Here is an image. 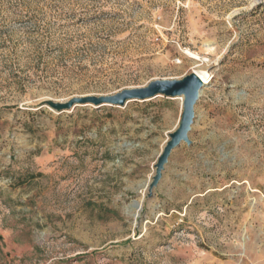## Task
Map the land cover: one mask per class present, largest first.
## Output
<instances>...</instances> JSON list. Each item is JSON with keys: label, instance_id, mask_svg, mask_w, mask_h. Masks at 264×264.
<instances>
[{"label": "rangeland", "instance_id": "1", "mask_svg": "<svg viewBox=\"0 0 264 264\" xmlns=\"http://www.w3.org/2000/svg\"><path fill=\"white\" fill-rule=\"evenodd\" d=\"M194 69L151 194L182 98L48 105ZM0 264H264V0H0Z\"/></svg>", "mask_w": 264, "mask_h": 264}, {"label": "water", "instance_id": "2", "mask_svg": "<svg viewBox=\"0 0 264 264\" xmlns=\"http://www.w3.org/2000/svg\"><path fill=\"white\" fill-rule=\"evenodd\" d=\"M204 86L203 80L193 71L181 79H153L143 86L125 88L112 95L72 97L66 101L50 100L48 105L53 110L62 112L70 110L76 105H94L96 107L104 105L125 106L131 101H147L159 96L182 98L183 112L181 121L178 128L170 133L169 139L159 155L156 163V174L150 184L151 194L163 176V170L173 149L182 142H191L189 133L195 119V106Z\"/></svg>", "mask_w": 264, "mask_h": 264}, {"label": "bare ground", "instance_id": "3", "mask_svg": "<svg viewBox=\"0 0 264 264\" xmlns=\"http://www.w3.org/2000/svg\"><path fill=\"white\" fill-rule=\"evenodd\" d=\"M191 52V51H190ZM190 55H192V57L201 59L202 61H207L206 59H204L203 57H200L198 55L195 54H191L188 53ZM194 71L198 74V76L203 80L204 85H208L210 83V74L207 70H202V69H194ZM179 99V98H178ZM145 102V101H144Z\"/></svg>", "mask_w": 264, "mask_h": 264}]
</instances>
